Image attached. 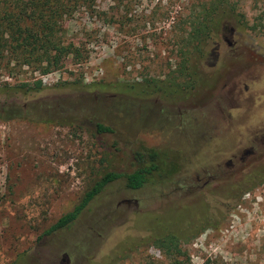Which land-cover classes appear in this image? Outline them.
<instances>
[{
    "label": "rangeland",
    "instance_id": "rangeland-1",
    "mask_svg": "<svg viewBox=\"0 0 264 264\" xmlns=\"http://www.w3.org/2000/svg\"><path fill=\"white\" fill-rule=\"evenodd\" d=\"M191 1L96 0L111 17L64 22L84 45L81 61L45 74L0 62V264H59L62 254L67 264H264V159L223 163L264 128V0H222L234 13L202 56L183 48L182 76L171 29ZM36 78L38 91L14 87ZM226 80L241 95L223 98ZM140 146L165 154L171 175L137 189L116 180L68 226L43 233L103 172L131 171ZM169 235L178 253L165 249Z\"/></svg>",
    "mask_w": 264,
    "mask_h": 264
},
{
    "label": "trees",
    "instance_id": "trees-1",
    "mask_svg": "<svg viewBox=\"0 0 264 264\" xmlns=\"http://www.w3.org/2000/svg\"><path fill=\"white\" fill-rule=\"evenodd\" d=\"M109 1L116 7L123 5V0ZM184 7L187 12H177L171 29L173 35L179 38L177 51L179 59L181 57L175 63L174 73L178 72L182 76H185L182 70L188 59V51L183 48L189 45L197 55L202 56L205 41L220 34L221 18L234 13V7L222 0H192ZM92 13H102L105 17L109 12H100L96 0H0V62L11 64L12 67L26 66L38 74H45L67 57L81 61L84 45L77 39L65 36L64 22L75 14ZM126 13H115L119 16V22L122 23V18L127 19ZM174 78L175 75H171V79ZM14 87L22 92L38 91L42 84L36 78L31 83L21 82ZM9 111L12 115L17 114L15 110ZM94 126L97 132L111 131L110 127L99 122H95ZM132 158L134 167L131 171L103 172L83 190L71 209L61 214L43 233H52L68 226L93 197L116 180H122L127 189H137L153 175L167 177L175 170L173 163L167 161L165 154L158 149L140 146L134 150ZM260 182L264 184V180ZM165 249L170 253H178V236H167ZM159 264L182 263L174 259Z\"/></svg>",
    "mask_w": 264,
    "mask_h": 264
},
{
    "label": "flooded vegetation",
    "instance_id": "flooded-vegetation-1",
    "mask_svg": "<svg viewBox=\"0 0 264 264\" xmlns=\"http://www.w3.org/2000/svg\"><path fill=\"white\" fill-rule=\"evenodd\" d=\"M232 34V30L228 31V35ZM226 40L227 44H231V42H229V40L227 38H224ZM241 72V71H240ZM225 88V94H223V98H225L227 96V94H236V96L241 95L242 91L241 88H235L234 85L232 86H228V80H226L222 86L221 89ZM246 88L245 84H244V89ZM222 92V91H221ZM251 131H246V134H250ZM255 135L257 136L259 135V138H252L249 139L247 138H243L240 140V149L236 151V153L230 155L229 157L226 158V160L223 162L224 166H226V168L228 170H233L236 166H244V165H248L250 164H254L257 163L261 160L264 159V153H263V148H264V128H258L255 130ZM217 168H220L221 165L217 164L216 165ZM215 176L214 175H207L204 182H207L211 179H213ZM264 180V177L257 179V182H260ZM68 263V258L65 254H62V257L60 259V263L59 264H67Z\"/></svg>",
    "mask_w": 264,
    "mask_h": 264
},
{
    "label": "water",
    "instance_id": "water-1",
    "mask_svg": "<svg viewBox=\"0 0 264 264\" xmlns=\"http://www.w3.org/2000/svg\"><path fill=\"white\" fill-rule=\"evenodd\" d=\"M126 201V200H125Z\"/></svg>",
    "mask_w": 264,
    "mask_h": 264
}]
</instances>
